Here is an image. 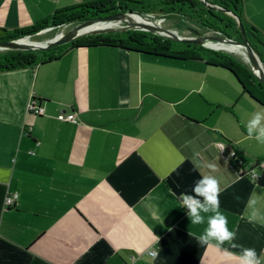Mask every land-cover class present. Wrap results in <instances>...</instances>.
I'll list each match as a JSON object with an SVG mask.
<instances>
[{
	"label": "crops",
	"instance_id": "0c3cea01",
	"mask_svg": "<svg viewBox=\"0 0 264 264\" xmlns=\"http://www.w3.org/2000/svg\"><path fill=\"white\" fill-rule=\"evenodd\" d=\"M101 1L0 0V29ZM242 1L264 35V0ZM70 112L78 124L58 120ZM256 112L264 106L207 58L98 45L0 71V264H239L231 245L264 259V143L246 130ZM233 152L258 181L238 175ZM205 175L235 232L219 247L196 240L212 213L193 225L181 199ZM10 192L19 200L6 208Z\"/></svg>",
	"mask_w": 264,
	"mask_h": 264
},
{
	"label": "trees",
	"instance_id": "16d2710c",
	"mask_svg": "<svg viewBox=\"0 0 264 264\" xmlns=\"http://www.w3.org/2000/svg\"><path fill=\"white\" fill-rule=\"evenodd\" d=\"M108 1V0H105ZM161 0L157 5L163 7L161 10L171 17H187L207 29L220 31L229 38L242 41L243 34L240 29V22L245 29V37L248 43L257 54L264 68V35L251 24L244 14L242 0ZM102 2L83 4L86 13L89 15L85 20L105 18L119 15L121 13H141L153 12L154 5H146L144 0H113L119 5L110 10H103L98 5ZM145 4V6H144ZM141 5V7H140ZM156 5V6H157ZM106 5L104 8H107ZM145 10H143V9ZM65 15V10L57 11L50 19L34 27L14 30L26 32L40 25H46L51 20H57ZM103 16V17H102ZM166 16V17H167ZM240 21V22H239ZM10 30L0 29V42H7L14 39ZM231 33V34H230ZM233 35L234 37H231ZM108 34H88L76 38L66 44L53 46L46 50H19L11 55L0 56V71L14 70L35 66L58 59L71 48L98 45H116L132 51L143 52L155 56L173 59H202L207 58V63L219 66L230 71L237 81L244 86L252 97L264 106V83L256 78L251 65L246 66L243 62L236 61L231 55L223 50V45L205 47L198 44L182 43V49H174V41L157 33L143 30H127L109 36ZM110 39L111 41H107ZM18 57V58H16ZM247 57V56H246Z\"/></svg>",
	"mask_w": 264,
	"mask_h": 264
},
{
	"label": "rangeland",
	"instance_id": "374dc122",
	"mask_svg": "<svg viewBox=\"0 0 264 264\" xmlns=\"http://www.w3.org/2000/svg\"><path fill=\"white\" fill-rule=\"evenodd\" d=\"M144 1L147 3L146 5L155 4L154 11L147 13V14L152 15V17L150 18L154 20V22L158 26H160L162 29L173 30L174 32L180 34L181 36H193L195 35L196 32H198L202 35L221 36L225 38L228 37L225 34L221 33L220 31L207 29L203 25L199 24L197 21H194L187 17H179V16L178 17H171V16L168 17L166 13H163L161 11L163 10V7L157 5L158 3H160L161 0H144ZM106 5H108V7L104 8ZM118 5L119 4L117 2L113 3V0H108V1L102 2V4L98 5V7H101L103 10H110L112 8L117 7ZM82 6L83 4L65 7L62 9V10H65V15L62 18H59L56 21L51 20L46 25L44 24V25L37 26L35 28L27 30L24 33L23 31H16V32L13 31L11 32V35L12 37L14 36V39L10 41H15V43L24 42V43L43 45L55 38L63 37L67 35L68 33L72 32L73 30L83 26L85 22H87L85 18H88L89 15H87L86 13L87 9L83 8ZM141 21H144V20L142 19ZM103 26H104L103 22H99V23H96L88 27L86 30L102 29L104 28ZM123 26H126V25L123 23H113V25L109 26V30L100 31L95 34H99V35L108 34L109 36H112L113 34H117L121 32L118 30L121 29ZM127 30L134 31L136 29L127 28L123 31H127ZM86 35L88 34H84L81 36H86ZM81 36L77 38H80ZM231 37H234V36L231 35ZM107 41H111V40L107 39ZM172 47L174 49H182L183 45H182V42L174 41V44L172 45ZM222 48L223 50H226L224 52L231 55L234 59H236V61L243 62L245 67L250 65L248 56L246 57L245 55H242L241 49H239L238 47L235 48L232 45H223ZM19 50L21 49L18 47L4 48L0 46V56L11 55L12 53L19 52Z\"/></svg>",
	"mask_w": 264,
	"mask_h": 264
},
{
	"label": "clouds",
	"instance_id": "9594fccd",
	"mask_svg": "<svg viewBox=\"0 0 264 264\" xmlns=\"http://www.w3.org/2000/svg\"><path fill=\"white\" fill-rule=\"evenodd\" d=\"M249 137L264 143V113L256 112L246 125ZM182 204L188 210L187 215L193 225H199L205 220L203 213H212L207 216V226L203 233L196 237L201 245H206L215 240L217 247L225 241H231L235 232L228 228V220L219 211V187L218 180L212 175H205L197 179L190 193L181 194ZM250 206L255 201H249ZM261 217L259 211L253 207L250 219ZM239 264H261L257 252L252 247H243L239 255Z\"/></svg>",
	"mask_w": 264,
	"mask_h": 264
},
{
	"label": "water",
	"instance_id": "95a60500",
	"mask_svg": "<svg viewBox=\"0 0 264 264\" xmlns=\"http://www.w3.org/2000/svg\"><path fill=\"white\" fill-rule=\"evenodd\" d=\"M204 3H206L205 0H203ZM135 17H139L143 19L144 21L138 20ZM99 22H114V23H123L126 26H123L118 31H123L127 28H134L136 30H143V31H150L153 33H157L159 35H162L166 38H169L172 41H178L182 43H188V44H198L205 47H211L209 45L210 42L218 43V44H230L238 46L239 48L243 49L246 53V55L249 58L250 65L252 67L253 72L256 75V78L264 83V68L262 66V63L260 59L258 58L255 51L252 49L250 44L248 43V39L245 37V29L242 23L240 22V29L243 34V40H235L233 38H225L221 36H211V35H202L198 32L195 33L193 36H180L178 33L172 31V30H166L162 29L160 26H158L154 20H152L150 17L145 16L141 13H121L119 15L109 16L105 18H98L93 20H87L85 24L72 32L68 33L67 35L59 38H55L51 41H49L46 44L40 45V44H32V43H24V42H17L15 41H7V42H0V46L4 48H10V47H18L21 50H46L53 46H59L66 44L77 37L84 35V34H95L100 31H107L109 30V27H104L102 29H89L85 30L86 28L99 23ZM231 249L241 252L242 248L231 245Z\"/></svg>",
	"mask_w": 264,
	"mask_h": 264
},
{
	"label": "built area",
	"instance_id": "2783aa9c",
	"mask_svg": "<svg viewBox=\"0 0 264 264\" xmlns=\"http://www.w3.org/2000/svg\"><path fill=\"white\" fill-rule=\"evenodd\" d=\"M29 112L30 114L34 116L44 115L45 114V108L42 105L36 104L35 101H32L29 105ZM58 120L62 122H69L73 124L79 123V118L76 112H70V113H62L58 116ZM220 152L224 154L226 152V147L223 143L217 144ZM230 156L233 158V161L235 163V167L237 170V173L239 176L247 175L251 178L253 182H256L260 178V174L255 172L254 170H247L246 169V161L242 158L238 157L234 152L230 154ZM19 200V193L18 192H10L5 200V206L6 208L15 207L18 204ZM185 208V207H184ZM185 210H187L185 208ZM188 211V210H187ZM158 254V251L156 249L149 250L147 252V255L151 257H155ZM261 264H264V259L260 258Z\"/></svg>",
	"mask_w": 264,
	"mask_h": 264
},
{
	"label": "bare ground",
	"instance_id": "6f19581e",
	"mask_svg": "<svg viewBox=\"0 0 264 264\" xmlns=\"http://www.w3.org/2000/svg\"><path fill=\"white\" fill-rule=\"evenodd\" d=\"M136 18H137L138 20H142L141 18H138V17H136ZM113 23H114V22H103V24H104L103 27H109V26L113 25ZM86 29H87V28H86ZM86 29H85V30H86ZM209 45L212 47V46L230 45V44H218V43L210 42ZM232 46H233V47H238V46H235V45H232ZM238 48H239V47H238ZM239 49H241V48H239ZM241 53H242V55L247 56L246 53H245V51H244L243 49H241Z\"/></svg>",
	"mask_w": 264,
	"mask_h": 264
}]
</instances>
